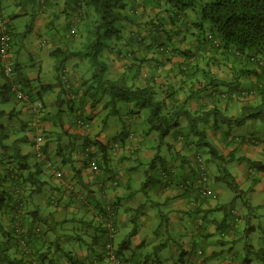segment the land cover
<instances>
[{"label": "crops", "instance_id": "obj_1", "mask_svg": "<svg viewBox=\"0 0 264 264\" xmlns=\"http://www.w3.org/2000/svg\"><path fill=\"white\" fill-rule=\"evenodd\" d=\"M23 1L0 0V8L7 18L12 12L22 11L21 17L10 19L15 35L12 59L25 77L27 88L41 93L45 108L41 115L34 114L35 121L28 117L27 107L12 96L0 99L2 103L12 101L13 104L8 107L0 103V204L9 202L2 216L5 226L12 231V212L15 205L23 203L21 225L25 232L22 235L32 240L33 254L39 253L50 264L93 260L106 264L103 252L107 233L98 213L105 203L114 199L117 207L114 246L122 256L156 258L161 264H255L250 254L255 253L254 257L264 261V224L257 218L264 217V171L250 167L245 160L264 163V121L249 119L242 126L220 121L206 124L208 139L230 160L220 168L215 166L217 161L208 163L211 195L205 197L199 193L198 206H194L190 200L194 194L192 189L179 183L166 185L161 173L164 167H173L188 178L195 177L196 149L188 141L193 137L187 119L181 117L180 124L160 140L158 131L149 130L143 112L131 113L132 103L117 102L113 107L107 104L108 93L100 95L90 87L94 68L88 58L72 56L64 63L70 89L76 93L71 99L73 92L59 79L54 52L77 51L84 45L85 2L76 0L72 6V0H46V5L39 8ZM9 5L15 7L9 10ZM164 8L136 17L139 21L134 23L132 42L122 43L125 53L109 48L121 44L115 43V39L109 41L102 50V59L109 65L107 76L110 79L124 77L130 85L134 82L153 85L158 99L176 105L186 100V107L193 114L217 105L224 114L237 115L246 99L231 98H237L236 94L243 89L262 85L264 68L242 60L233 62L229 54L214 53L210 43L197 40L196 30L188 41L186 36L179 38L171 32L176 33L179 28L174 20H184L187 14L175 9L164 12ZM128 10L133 13V8L128 7ZM62 13L72 20V23L66 22L70 31L67 35L56 26L62 22ZM159 14H165L170 22H165ZM31 16L35 18L32 28L35 42L28 40L24 33ZM153 18L160 23L159 31L151 30ZM184 21L187 22V18ZM188 22L180 29H193ZM132 23L124 21L122 26ZM168 41L170 46L161 52L158 45ZM214 56L215 63L210 65ZM136 62L142 66L138 68ZM135 70L139 75L133 81ZM209 70L214 73L223 70L228 80L243 71L238 79L239 90L231 97L218 98L217 87L210 85L202 89ZM5 82L1 74L0 95L4 93ZM256 100L252 102L258 104L260 100ZM60 112L63 113L61 119L57 118ZM79 115L89 121L88 127L77 125ZM29 123L34 126L35 134L43 132L44 150L59 164L63 172L61 178L48 169L35 149V134L29 136ZM22 132L26 133L21 135ZM182 135L185 140L180 138ZM89 141L96 152L92 158L83 156V147ZM223 168L236 182L232 193L225 183L214 179ZM176 177L177 180L187 178L181 174ZM230 205L236 206L242 214L237 224L229 221ZM201 217L202 223L199 222ZM34 227H40L41 233L33 234ZM257 227L263 231L261 241L246 242L244 237ZM8 232L4 229L5 247L0 264L8 260L14 264H29L32 255L22 253L18 236L13 238ZM157 247L160 250L155 251ZM168 249L170 257L162 255Z\"/></svg>", "mask_w": 264, "mask_h": 264}, {"label": "trees", "instance_id": "obj_2", "mask_svg": "<svg viewBox=\"0 0 264 264\" xmlns=\"http://www.w3.org/2000/svg\"><path fill=\"white\" fill-rule=\"evenodd\" d=\"M148 1L150 0H133V2H137L143 6L149 5L151 7L159 8L165 6L166 8H164V12L173 11L175 9V11L177 10L178 12L185 11L187 16L191 14L189 10L197 12L198 19H191L192 21L194 20V24L191 23V27L195 28V30L197 31V40L200 43H210L211 47L215 51L214 53L218 52L221 54L231 55L232 59H234L233 62H236V60H239L240 62L242 60L255 63L256 58L262 57V63L260 64V62L258 61L256 64H259L261 67L264 68V0ZM27 2L41 7L46 3V0H24L23 4H26ZM84 2L87 7V9L84 11L85 15H87V20L85 23L82 24H87L85 30L87 31L88 35L85 37V43L80 50L60 52L58 51L59 53L54 52L55 56H61V58L57 61L56 67V69L59 71V79H61L60 74H62V71L64 70V63L70 57L73 56L79 58H88L94 68L92 76L90 77V87L94 88L97 94L101 95V93L104 92L108 93L110 100L107 101V104H113V107H115L117 102H124L127 104L132 103L131 113L133 112L134 114H139L140 112H143V118L145 119L149 130L158 131L160 140H163L173 128L177 127L180 124L181 117H185L189 123V131L191 132L193 137L192 140L188 139V141L196 149L195 160L197 167H195V177L188 178L184 172L173 167H164L162 171L167 172L170 177L174 174H181L183 177H187L191 181V185L195 183L198 184L199 168L197 164L199 163L198 158L201 157L205 160L204 170L208 179V163L211 160H213L214 162L217 161L218 164L216 163L215 166L220 168V165H222L225 161L230 160V158L227 157V155H222L215 146V144L208 139L205 128L206 124L210 123L211 121L213 123H215L216 121H220L221 123L224 122L228 125L242 126L249 119L260 118L264 121V83L262 85H258L256 89H243L239 91L240 93L236 94L237 98L231 99L242 98L246 99V101L241 106L240 112L237 115H226L224 114V112H221V109L218 108L217 105L193 114L186 107V100L182 101L181 104L176 105L174 104V102H167L163 99H158L156 97L157 90L153 85H136L135 82L130 85L127 83L124 77L121 79H110L107 76V65L102 59V50L107 47L109 40H111L114 36L117 37L119 35V32L122 28V23L124 21L131 20L133 21V23L137 24L136 17H138L139 11H135V4L134 6L130 7V9L133 8V18L132 15L129 14V12L122 11L123 9L125 10L127 6V0H84ZM21 5L22 3L19 6ZM21 12L22 11L20 10L14 13L12 12L11 17L7 18V16L4 15L2 9L0 8V38L3 34H7L11 37L10 58L12 57L13 39L15 36L13 30V22L10 19L15 20L16 18L21 17ZM161 12L162 11H160V13ZM34 20L35 18H32L31 16L29 22L24 27L25 34L29 33L32 30ZM151 21H153L151 30L154 28V31H159L161 28L160 23L154 18ZM187 22L190 23V20L187 19ZM24 33H22L21 35L23 36ZM168 44L169 43H164V45H158L159 47H161V52L165 48L168 49V47L170 46V44ZM133 52L136 53V51L134 50ZM215 58L216 57L214 56L213 63H208L210 65L214 64ZM16 66L17 65L14 62L15 69L13 71V74L16 78V81L18 80L17 82L22 83L24 92L28 94L32 102L40 100L42 103V107L45 108L41 93H35L27 88V86L24 84V82L26 81L25 77L23 76V74H20ZM136 66L139 68L142 66V64L136 62ZM214 70L217 71V67ZM135 71L136 72L133 73V81L139 75L138 71ZM209 71L211 72V75L209 76L208 80L202 83V89H205L207 86L209 87L210 85L217 87V89H219L218 98L231 97L234 92L239 90L238 79L244 73V69L243 71L237 72L234 75L233 80H228L229 76L226 77L223 70L217 73H214L211 70ZM1 74L4 75V70L0 55V75ZM3 86L5 87V90L3 91L4 93H1L0 99L4 98V96H7L9 98L14 95L11 89V83L9 81H6ZM72 92L73 94H76L73 90ZM252 95L256 99L260 100L258 104H254L251 101L253 99L249 100ZM19 102L21 101L19 100ZM24 103L28 104L27 102ZM33 113L35 114V111ZM131 135L133 136L132 133ZM180 138L182 140L186 139V137L183 135ZM95 144H97V142ZM43 146V149H45V142ZM88 147L90 149L89 155L86 154ZM93 147L94 144L91 141L85 144V146L83 147V156H96V152L94 151ZM204 151L207 153V156H205ZM245 160H247L250 167H255L259 171H264V163L253 161L250 159ZM56 164L59 168V164ZM221 171L222 172L216 175L214 179L225 180V182H228L230 185H233V189H235L236 185L234 186V184L231 183L232 175L227 171L226 168L221 169ZM162 179L164 180L165 178L162 177ZM168 180H164L166 182V185L167 183H170ZM187 188H190V186ZM198 196H191V203L197 202ZM17 205H15L14 208H16ZM193 205L198 206V203H193ZM114 206V209L116 210V203L114 204ZM99 211L100 212L98 213V217L102 221L104 227L107 228V220H105V218H103L104 216H102V214L106 212L105 205H103V207ZM201 218L203 219V217ZM228 218L230 223L237 224L238 222H240V220H242V214L236 206L230 205L228 207ZM114 222H116L117 227V219H115ZM12 232L14 233L13 238H17L18 235L16 233L14 225ZM107 232L108 230L106 229V233ZM8 233L12 234L10 230ZM25 238L27 239L29 247L31 248V252L26 253L32 255L29 264H34V262H37L38 264H50V262H48L42 255H39V253H32V240L28 239V237ZM107 240H109L108 233L106 242ZM156 249L157 251L160 250L158 247L155 248V251ZM202 252V250L198 251L199 254H202ZM116 253L122 256L118 248H116ZM3 255L4 250L0 249V260H2ZM123 257L126 259L140 260L145 264H161L156 260V258L144 259L128 256ZM9 262L14 264V261ZM98 264L101 263L99 262Z\"/></svg>", "mask_w": 264, "mask_h": 264}, {"label": "built area", "instance_id": "obj_3", "mask_svg": "<svg viewBox=\"0 0 264 264\" xmlns=\"http://www.w3.org/2000/svg\"><path fill=\"white\" fill-rule=\"evenodd\" d=\"M10 47H11V37L7 34H3L0 38V55H1L2 65H3L4 75L7 78V80L11 83V89L15 97L20 101L27 102L28 107L29 106L32 107L36 114L41 115L42 113L41 112V109H42L41 101L36 100L32 102L28 94L24 92L21 83L17 82L16 78L14 77V74H13L14 63L12 62L10 58ZM63 80L67 88H70V83L68 81L66 74H63ZM74 96L75 95L72 93L71 97H74ZM76 123L79 126H84V127H88L90 124L89 121H87L85 118H82L80 115L77 117ZM44 142L45 140L41 133H38L35 135L34 141H33V145L35 149L40 153L41 157L46 161V166L52 171V173L55 176L61 178L63 176V172L61 169L58 168L56 162H54L51 158H49L47 153L44 151L43 149ZM89 152H90V149L88 147L86 154L89 155ZM87 158H92V157L87 156ZM198 160H199V163L197 164L199 168V178H198L199 189L198 190L202 196L207 197V196H210L211 193L209 190V183L207 182L208 180L207 175L204 170L205 160L201 157H199ZM94 167L97 168L96 166ZM168 176L169 175L167 174V172L162 171L163 178L168 180V178L170 177ZM174 176L176 177V174H174ZM168 181L170 183H179L180 186L182 187L191 186V181L188 178L186 179L182 178V179L177 180V178L173 177L172 179L169 178ZM193 203L197 204V202H193ZM114 204H115L114 199L105 203L106 212L102 214V216H104L103 218L107 220L106 222L107 228L106 227L105 228L108 230L107 233L109 236V240H107L104 246L103 262L106 264H145L141 262L140 260L126 259L123 256H120L116 253V248L114 246V238L116 235L117 227H116V222H114V220L117 217V211L114 209L115 208ZM24 208H25V205L23 203H19L17 207L13 210L12 212L13 219H14L13 225L15 226V230L18 235V243H19L20 248L22 249L24 253H30L31 248L29 247L28 241L24 236H22V234H24L25 232L24 227L21 225L23 214H24ZM199 222H202V219H199ZM40 232H41L40 227H34L32 231L33 234H40ZM98 263H99L98 260H93L89 262L87 261L80 262L78 264H98ZM34 264H38V263L34 262Z\"/></svg>", "mask_w": 264, "mask_h": 264}, {"label": "rangeland", "instance_id": "obj_4", "mask_svg": "<svg viewBox=\"0 0 264 264\" xmlns=\"http://www.w3.org/2000/svg\"><path fill=\"white\" fill-rule=\"evenodd\" d=\"M128 1V3H127V5H128V7L130 8V7H132V6H134V4H135V6H136V9H135V11L136 10H138L139 12H138V16H140V18L143 16V17H145L146 15V13H149V12H151V13H154V11L155 10H153V9H157V8H159V7H151V6H149V5H147L146 7H148L147 9L148 10H146V8H145V6H141V7H137L138 5H139V3H137V2H133V0L132 1H130V0H127ZM152 0H150V1H148V2H151ZM75 3H76V0H72V3H71V5L72 6H74L75 5ZM84 5H83V9H87V7H86V4L85 3H83ZM44 5H46V3L44 4ZM43 5V6H44ZM13 7H15L14 5H9V10H12V8ZM39 8H40V6H38ZM42 7V6H41ZM128 7H126L125 8V10H128ZM122 11H124V9L122 10ZM129 12V14H131L132 16L134 15L133 13H131L130 11H128ZM189 12H191V14H189L187 17L185 16L184 18L186 19H189L190 20V23H188L189 24V26L191 27V23H193L194 24V20L192 21L191 19H198V14H197V12H194L193 10L191 11V10H189ZM144 13V14H143ZM156 13V12H155ZM161 14H163V13H161ZM161 14H159V16L161 17L162 16V18H164V21L166 22V21H169L170 22V19H168V17H166V15L164 14V15H161ZM171 17H172V14H171ZM60 18H61V20H62V22H59L58 24H60V26H58V24H56V26L57 27H59L60 28V30H62V31H65V34L67 35V34H69L70 33V31H68V28H66V22H67V20H70L71 21V23H72V20H71V18H70V16L69 15H67V14H64V13H62V14H60ZM166 18V19H165ZM184 19V20H185ZM183 19H181V20H174L175 21V24H179L178 25V29H180V28H182L183 27V25L184 24H186L187 22H185ZM136 21H139V19L138 20H136ZM176 21H178V22H176ZM135 24L134 23H132V25H128V26H126V27H123L122 26V28H121V31L119 32V35L116 37V36H114L112 39H115V41L117 40V42H115V43H121V44H113L112 45V47H109V48H111V49H115V50H120L121 52H123V53H125V51H123L122 50V46H123V44H126V43H128V42H132V40H133V26H134ZM48 26H51V25H48ZM87 26V24H83L82 25V30L84 31V29H85V27ZM177 29V31H176V33H174V31L173 30H171V32H173V34H177L178 35V37L179 38H181L182 36H186V38H187V41L190 39V38H192V37H194L195 35V28H193V29H188V30H185V29H180V30H178ZM33 31L34 30H32V32L29 34V33H27V38H28V40H33L34 42L36 41V39H33L36 35H34L33 34ZM185 32V33H182V32ZM88 34L86 33L85 34V37L87 36ZM135 35V34H134ZM136 37H137V35H135ZM176 36V35H175ZM111 39V40H112ZM111 40H109V41H111ZM42 43V42H41ZM109 43V42H108ZM123 43V44H122ZM168 43H171V42H169L168 41ZM110 44V43H109ZM108 44V45H109ZM107 45V46H108ZM172 45V44H171ZM49 47V46H48ZM47 47V48H48ZM105 48H107V47H105ZM61 58V56H55V59L58 61V59H60ZM89 60V59H88ZM90 65H91V63H90V61L88 62ZM92 66V65H91ZM108 66L109 65H107V70H109L108 69ZM110 68V67H109ZM207 75H208V77L211 75V72L210 71H207ZM208 79V78H207ZM16 101H17V103H19L21 106H24L25 105V107H27L25 110H27V115H28V117L29 118H32L33 120H37V116L36 115H34V110H33V108L32 107H28V104H26V103H24V102H19V100H17L16 99V97H15V95H13L12 96ZM251 99H253V100H255L256 98L252 95L250 98H249V100H251ZM253 100H251V101H253ZM0 103H2V102H0ZM2 105L3 106H8V107H11L13 104H12V101H11V103L10 102H4V103H2ZM65 116V115H64ZM63 117V113L62 112H60L59 114H58V116H57V118H59V119H61ZM16 120H17V122H20V119H18V118H16ZM27 122H28V120H27ZM23 122H21V124H22ZM28 129H29V136H34V134H35V132H36V130H35V128H34V126H33V128L31 127V125H30V123L28 124ZM26 132H22L21 133V135H24ZM42 134H43V132H42ZM204 154H205V156H207V153L204 151ZM45 169H46V167H45ZM49 169V168H48ZM220 173V172H219ZM218 173V174H219ZM223 181V182H222ZM219 180V182L220 183H225L227 186H228V188H229V190L231 191V193H232V191H233V185H230L228 182H225V180ZM231 183H233L234 184V186H235V180L233 179V178H231ZM184 188H185V186H183ZM187 188V187H186ZM190 188L192 189V191H193V197H196V196H198V194H199V184H197V183H195V184H193V185H191L190 186ZM240 199V198H239ZM8 206H9V202H7V203H5V204H3V205H1L0 204V249L1 250H4V247H5V245L3 244V242H4V234H3V232H4V229H6V230H11L9 227H8V225H6L5 226V224H4V222H3V220H2V216H3V212L5 211V209L6 208H8ZM237 206H239V205H237ZM260 221H262V224H264V217L263 216H258L257 217ZM11 233L13 234V236H14V233L11 231ZM263 233V231H262V228L261 227H257V229L256 230H252L251 231V233H249V235H246L245 237H244V239H245V241L246 242H251V243H253V244H257L259 241H261V234ZM170 254H171V250L170 249H168L167 251H166V253H164V254H162V255H166V257H170ZM250 254H252V258H253V262L255 263V264H264V261L261 259V258H257V257H254V255H256L255 253H250ZM158 261V260H157ZM159 262V261H158ZM160 263V262H159ZM5 264H12V263H10L9 261H7V262H5Z\"/></svg>", "mask_w": 264, "mask_h": 264}, {"label": "clouds", "instance_id": "obj_5", "mask_svg": "<svg viewBox=\"0 0 264 264\" xmlns=\"http://www.w3.org/2000/svg\"><path fill=\"white\" fill-rule=\"evenodd\" d=\"M261 58L262 57H259V58H256V62L255 63H257L258 61L260 62V64L262 63V61H261ZM11 60H12V62H13V59H12V57H11ZM14 63V62H13ZM15 69V68H14ZM63 74H66L67 75V78H68V81H69V76H68V74H67V71L64 69L63 71H62V74H60L61 75V80H62V82H63V85L67 88V86L65 85V82H64V80H63ZM4 77H5V75H4ZM6 78V77H5ZM6 81H8L7 80V78H6ZM18 81V80H17ZM20 83V82H19ZM69 83H70V86H71V82L69 81ZM21 85H22V83H21ZM23 86V85H22ZM69 89V91L70 92H72V89H70V88H68ZM75 95V94H74ZM71 97V96H70ZM71 98H75V96L74 97H71ZM40 101V100H39ZM44 111V108L42 107V109H41V112H43ZM36 114V113H35ZM82 117V116H81ZM82 118H84V117H82ZM78 125V124H77ZM41 134H42V131H41ZM36 135V134H35ZM43 135V134H42ZM43 138H44V135H43ZM33 141H34V139H33ZM45 151V150H44ZM46 152V151H45ZM200 219H202V218H200ZM204 220L202 219V222H203ZM202 222H200V223H202ZM81 262H84V261H81ZM80 263V262H79ZM76 264H78V263H76Z\"/></svg>", "mask_w": 264, "mask_h": 264}]
</instances>
